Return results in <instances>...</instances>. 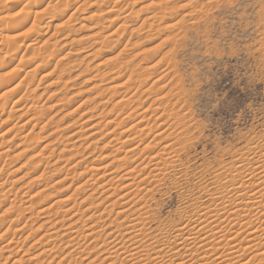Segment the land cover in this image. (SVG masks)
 <instances>
[{"label":"rangeland","instance_id":"1","mask_svg":"<svg viewBox=\"0 0 264 264\" xmlns=\"http://www.w3.org/2000/svg\"><path fill=\"white\" fill-rule=\"evenodd\" d=\"M49 1L31 9L15 39L7 40L12 35L0 26V74L12 78L0 88V264H264V246L214 245L216 253L175 255L145 239L122 240L126 222L114 228L112 216L97 223L88 218L104 196L94 193L103 169L90 168L133 162L131 153L124 162L116 155L125 153L129 131L121 130L136 124L137 110L148 114L149 126H165H159L163 138L172 139L176 152L169 177L154 181L149 193L135 190L147 195L124 209L146 207V234H155L158 223H177L190 201L209 203L206 193L218 189L217 180L227 181L222 167L264 141V0ZM36 11L42 15L32 27ZM14 40L18 46L11 47ZM139 74L148 81L143 89ZM118 99L129 104L118 106ZM153 99L163 103L155 102L154 113L147 110ZM87 194L92 204L87 199L78 211L64 212L65 197L80 202ZM89 226L94 232L83 233Z\"/></svg>","mask_w":264,"mask_h":264},{"label":"bare ground","instance_id":"2","mask_svg":"<svg viewBox=\"0 0 264 264\" xmlns=\"http://www.w3.org/2000/svg\"><path fill=\"white\" fill-rule=\"evenodd\" d=\"M6 1L4 3H6ZM13 1L14 0H12L10 3H12ZM42 1L43 0H25V2L23 4H21L22 6H20V4H19L20 2L19 1L15 2L13 4H7L6 3V5H9V6L11 5L10 8L8 6L4 7L3 6L4 3L2 4V6H0V12L2 11L6 15V16H2V17L0 16V17L1 18L10 17V18L6 19L8 21H5V23H3L4 20H2V23H0V26H3L1 28H4V30L7 31L6 34L9 33V35L10 34L12 35V36L6 35L7 40H8V38L9 39H15L16 38L17 33H15V31L19 30L20 28L22 29V27H24V25L27 23V21H28V19L30 17V14L32 13L31 9L32 8H37L39 6V4L41 5ZM51 1L52 0H50L49 2H51ZM0 3H2V2H0ZM65 3H67V2H65ZM50 6H51V4H50ZM52 6H53V4H52ZM64 6H65V4H64ZM18 7H21V9L18 12H16V13L13 12L12 14H10L11 13L10 10H14L15 9V11H16V9H19ZM61 8H63V7L61 6ZM63 9L65 10V8H63ZM64 10H62V11H64ZM58 11H60V10H58ZM114 11L115 10H113L112 12H114ZM166 11H167V9H166ZM64 12H63V14H64ZM39 13H41V12H39V11L35 12V15L33 16V18L34 17L35 18L33 19V22L31 24L32 27L35 26V22H40V19H38L37 17L41 18L42 14H40L38 16ZM167 13H169V12L167 11ZM53 15L54 14H52V16ZM43 18H44V15H43ZM56 18H58V17H56ZM59 18H61V17H59ZM46 19H45V21H46L47 24L51 23V22H49V23L47 22V20L49 21L50 18L47 19V20ZM51 20H52V18H51ZM170 24L171 23H169V25ZM44 25H45V23H44ZM51 26H52V24H51ZM44 27H46V25ZM171 28H172V26H171ZM173 30H175V29H173ZM0 31H3V30H0ZM113 32H115V31H113ZM13 34H14V36H13ZM18 36H21V35L18 34ZM1 38H2V36H1ZM17 40H18V38H17ZM10 43H11V40H9V42L7 43L8 48L10 47ZM15 44L16 43H15V40H14V43L12 42V44H11L12 46L11 47L18 46V45H15ZM31 45H33V43L32 44L28 43L25 47H28V46H31ZM33 49H32L31 54L34 57L35 54H33V51H34ZM165 58H166V56H165ZM0 62H1L0 63V68H1V67H3L2 60ZM5 62H6V60H5ZM149 73H151V72L149 71ZM3 76L6 77V75L0 74V88H3L9 82L12 81V78H9L7 81H4L6 78H4ZM136 76H137V74H136ZM140 76L141 75L139 74L138 77H140ZM142 76H144V75H142ZM142 76L140 77L141 79H140L139 83L140 84L143 83V86L141 87L143 89V88L146 87L148 81L146 79H143ZM137 80H139V79L137 78ZM117 84L120 85L119 82H118L114 86H116ZM118 85L116 87H118ZM138 85H137V87H138ZM122 87L123 86H121L120 88H122ZM139 87H140V85H139ZM145 91H147V90L145 89L142 92L144 93ZM124 95L125 94L123 93V96H122L123 98L122 99H124ZM119 99L117 101L118 102V106H119V103L121 102V100L119 102ZM159 99H163V98H159ZM125 100H127V99L125 98ZM123 101L124 100H122V102ZM158 101H159L158 99H153L152 100V104L149 105V107H147V110L150 109L149 112L154 113L156 108L152 107V106L155 105V102H158ZM122 102L120 104H122V106H124L123 105L124 102L123 103ZM130 102H131V99H130ZM136 102L139 103L138 100ZM158 103L160 104L161 101H159ZM126 104L128 105L129 103H126ZM126 104H125V106H126ZM162 104L163 103H161V105ZM168 106H169V104H168ZM130 109H132V108H130ZM120 111H123V110H120ZM139 111L137 110V112L135 113L136 119L138 118L137 122H135L136 124L129 123L130 126H128L129 127L128 129H126L127 128L126 127L124 130H121L122 134L124 132L129 131L126 135L124 134L125 136L123 135L124 138H123V142L122 143H124L126 145V147H125L126 149L124 150V152H125L124 154L122 152L123 155H116L117 158H119V156H120V159H122V161H123V159H125V160L130 159V158H128L129 155L127 153H131V155H135L136 156V157L133 156V157H135V158H133V160H131L133 162H129V163L125 162L127 164L125 166H122V163H121V165L116 163L117 165H114L116 167L111 166V168L107 167L111 163L110 164H106V165L101 164L100 165L101 168H99V167L90 168L91 170H95L96 173H97L96 170L99 171L100 169H103V171L100 170L101 171V175L98 178L99 185H97V186L95 185L96 188L98 189V191L96 189L97 192H94V193H98V194L99 193H103L104 196H103V198H99V201H100V199H101V201L100 202L98 201L99 203H97L96 207H94V208L92 207L93 210L91 211V213L89 214V217H88L89 218V222L90 221H91V223L93 221L95 223H97L98 221L101 222L103 220L102 217L105 218V217H109V216L111 217L112 216L113 218L109 219V223H110V225L111 224L114 225V228L119 227V226H123L124 224L121 225V223L122 222H126L125 223L126 224V226H125L126 229L124 230V232L121 231V232H123V233H121L119 231V233H118V235L122 237V240H126L127 242H130V243L132 241H136L134 243V244H136V243H141V242L145 243V241H144V239H145V240H148L147 241L148 242L147 246H151L150 248H154L155 246H157L158 249H159V246H163L166 249H170V250L175 249V251H176V253L174 252L175 255L179 254V253L181 255L182 252H184V253L191 252L192 253V251H193V254L195 253L196 255H198V254L206 253V251L208 249H209L208 252H212V253L215 252L216 253V251H218V250H217L216 247H214V245H217L218 248L219 247H224V250L228 249V250H231V251L234 250V249H237L241 245L242 246L246 245V246H249V247L254 248V249H259V247L264 246V141H261V140H258V141L256 140V142H253L250 145V147L248 149L250 156L245 155L244 157H240L241 156L240 155L239 156L240 158H237L235 161H232L233 162L232 164L230 163L229 166L226 165V166L222 167L223 171H224V172L223 171L222 172L227 177V181L224 184H222L216 179L217 180L216 183L218 185V189L216 191H213V192H210V193H208V192L206 193V195L208 194L210 196V202L209 203L204 204V203L198 202V201H194V202L190 201V203L185 207V208H189V213H186V211L183 210L185 214H181L180 215V219H179V221L177 223H174V224H171V225L169 224V226H167V225L164 226L161 223H158L155 226V228H154V230L156 232L155 234H151V233L146 234V230L148 228V222L146 221V216H144L146 214L145 213V208L146 207H142L141 208V207L137 206V210H134V211H132L130 213L127 212L128 214L125 213L124 209L126 208V206L128 207V205H130V203H134L135 205H138V203L141 202V200L144 198V196L147 195V193H146V195H142L141 194L142 191H140L141 193L139 195V193H136L135 190H138V188H143V190H145V191L147 190V192H148L150 190L149 189L150 186L152 184H154V181L155 182H158L160 180L162 181L164 178H166V177L168 178L169 177V172L175 168V163H176V158H174L175 157L174 153H176V152L173 150L174 146L172 145V141H171L172 139L171 138H167V137L163 138V131H162L163 127L162 126H164V125L161 126L160 124L159 125L157 124L158 127L160 126L162 128L159 127V129H158L159 131L155 132V134H154V136L152 138L151 137L148 138V136H150V133L153 132V129L155 130V128H153V126L157 127V125L155 126L154 124L153 125L151 124L149 126L148 125V119L145 118L148 114L144 115L143 113H140L141 111L140 112ZM129 113L130 112L128 111L127 115ZM158 113H160L159 110H158ZM132 115H133V112H131L129 114V118ZM164 118H166V116ZM126 119H128V118H126V116H125V120ZM166 121H167V119H166ZM123 122H124V120H123ZM123 122H121V123L123 124ZM124 124H125V122H124ZM126 125H128V124H126ZM90 132H92V131H90ZM121 133H120V135L122 136ZM114 135H115V133H114ZM146 139H149L148 143H146ZM125 145H123V146H125ZM0 148H2V147H0ZM0 153H2V152H0ZM115 160H116V158H115ZM102 165H104V166H102ZM112 167L114 169H112ZM145 169H147V171H144ZM220 171L221 170H219L218 172L220 173ZM217 176H218V174H217ZM221 177L222 176H220V178ZM96 182H97V180H96ZM139 184H142L143 186L140 187ZM94 189H95V187H94ZM136 195H139V198L137 197V199H136ZM65 196H67V195H65ZM99 196H100V194H99ZM70 197H73V198L71 199ZM74 197L75 196L69 195V197H65L64 198V202H68L67 208L66 207H65L66 209L64 208V212L65 213L66 212L68 213V211L71 212V210H73L74 208H75L74 209L75 211H78L79 210V206H80L79 204L81 202H84L87 199H89V201L91 200V202H89L90 204L93 203V194H87V197L84 198L80 202L77 201L78 203L76 202V199H74ZM104 201L106 202L105 204L103 203ZM143 203H145V202L142 201V204ZM36 207H35V210H39V209H36ZM84 207H86V206H84ZM29 208H30V206L27 207V209H29ZM88 208H86V210H90ZM115 208H116V211H115ZM134 208L136 209V206H134ZM41 209H44V208H41ZM127 209L128 208H126V211H129V209L128 210ZM42 213H44V212H42ZM124 213H125V215H124ZM13 221H14V219H13ZM114 221H115V223L113 224ZM3 222L4 221H2V224H3ZM96 227H98V226H96ZM93 228H94V226L93 227L89 226L85 230L83 229V233H86V232L89 233L90 232L92 234L94 232ZM71 231H72V229H71ZM80 231H81V229H80ZM83 233H80L79 235L82 234L84 236ZM75 234H78V232L76 231ZM84 237H87V234H85ZM102 242H103V240H102ZM212 246L215 249L214 248L211 249L210 247H212ZM137 247H140V246H137ZM249 247H247V248H249ZM101 250H103V249H101ZM145 251H148V250L146 249ZM240 251H241V249H240ZM261 251H263V250H261ZM151 252H152V249H151ZM222 252H224V251H222ZM236 256H238V255H236ZM248 257H249V255H248ZM179 258H180V256H179ZM217 259H218V257H217ZM17 262H18V260H17ZM219 263H220V261H219ZM226 264H227V262H226Z\"/></svg>","mask_w":264,"mask_h":264}]
</instances>
